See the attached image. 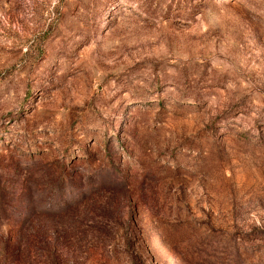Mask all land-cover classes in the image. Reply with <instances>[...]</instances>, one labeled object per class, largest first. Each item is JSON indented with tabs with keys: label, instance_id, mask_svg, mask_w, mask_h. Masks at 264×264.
Masks as SVG:
<instances>
[{
	"label": "rangeland",
	"instance_id": "obj_1",
	"mask_svg": "<svg viewBox=\"0 0 264 264\" xmlns=\"http://www.w3.org/2000/svg\"><path fill=\"white\" fill-rule=\"evenodd\" d=\"M0 264H264V0H0Z\"/></svg>",
	"mask_w": 264,
	"mask_h": 264
}]
</instances>
